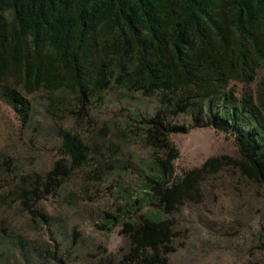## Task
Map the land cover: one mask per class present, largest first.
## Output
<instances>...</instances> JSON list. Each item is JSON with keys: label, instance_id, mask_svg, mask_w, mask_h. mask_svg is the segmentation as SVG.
I'll use <instances>...</instances> for the list:
<instances>
[{"label": "trees", "instance_id": "obj_1", "mask_svg": "<svg viewBox=\"0 0 264 264\" xmlns=\"http://www.w3.org/2000/svg\"><path fill=\"white\" fill-rule=\"evenodd\" d=\"M110 94L132 111L99 125L92 111ZM0 97L60 151L43 174L0 157V209L16 206L49 239L0 221V264H67L63 219L42 202L69 203L71 186L86 199L106 185L113 199L100 228L119 227L128 249L118 259L103 252L100 264H169L187 237L176 215L200 205L204 184L221 173L264 198V0H0ZM145 102L150 115L136 110ZM195 128L224 134L235 155L177 174L172 135ZM137 144L150 151L137 168L140 196L121 180L133 168L123 146ZM256 203L259 221L226 238L238 245L228 251L236 264H264V200ZM69 237L67 253L81 236L73 227Z\"/></svg>", "mask_w": 264, "mask_h": 264}, {"label": "rangeland", "instance_id": "obj_2", "mask_svg": "<svg viewBox=\"0 0 264 264\" xmlns=\"http://www.w3.org/2000/svg\"><path fill=\"white\" fill-rule=\"evenodd\" d=\"M147 105L149 103H140L136 110L150 115L152 109ZM131 109L129 104L117 101L115 96L110 94L102 107L92 111L91 118L99 125L110 123L123 119L131 113ZM65 125L85 138L89 136L87 125L80 128L74 126L71 121H67ZM172 139L179 150V157L174 163L177 174L199 167L211 157L235 155L232 141L212 128L190 129L187 133L173 134ZM123 149H126L122 151L124 158L127 152L131 156L129 163L133 168L127 170L121 179L122 184L132 188L133 195L140 196L143 191L137 168L148 159L150 151L139 144L130 148L123 146ZM59 153L57 139L43 133L37 135L31 125L23 127L20 119L0 97V157L10 156L12 161L21 162L27 171L43 174L51 167ZM238 179V176H232L231 173L219 174L204 184L200 205L184 208L176 215L178 228L187 235V241L178 240L179 250L172 255L169 264H236L230 256L232 253L228 251L238 245L236 242L227 241V235L239 233V226L245 223H257L261 216V207L256 202L264 200L260 197L262 192L258 188L251 184L239 185ZM71 187L65 192L67 194L73 190V198L68 199L69 203L67 200L51 197L42 202L48 212L60 215L63 219L64 239H58V244L62 245L59 248L64 256L63 260L67 264H100L103 252L118 259L128 249L127 240L121 235L119 227L111 230L100 228L101 212L107 209L113 200L110 198L108 186H92L89 192L91 195L86 199L78 186ZM148 210L149 206H145L144 212ZM25 215L26 213L18 211L16 206L7 213L0 209V221L3 224L11 220L13 230L20 229L24 236L30 235L38 242H49L40 224L37 221H28ZM73 227L81 236L80 244L67 253L71 241L69 233ZM186 242L188 243L184 246Z\"/></svg>", "mask_w": 264, "mask_h": 264}]
</instances>
